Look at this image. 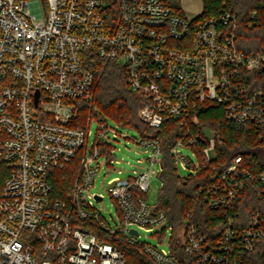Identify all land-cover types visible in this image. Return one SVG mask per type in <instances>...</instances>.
<instances>
[{"label":"built area","instance_id":"obj_1","mask_svg":"<svg viewBox=\"0 0 264 264\" xmlns=\"http://www.w3.org/2000/svg\"><path fill=\"white\" fill-rule=\"evenodd\" d=\"M257 13L253 9L240 23V14L229 8L187 18L165 0H0V161L9 171L0 191V264H123V253L101 241L89 222L119 232L154 264H177L169 238L164 241L170 230L166 215L141 195L151 168L108 181L119 210L115 228L94 203L103 196L88 193L99 158L108 166L118 161L109 136L117 134L104 118L97 119L90 147L93 117L74 125L76 100L89 101L96 83L84 60L93 55L124 66L129 88L143 100L138 119L153 130L165 118L176 121L184 134L168 152L176 166L195 175L215 157V143L209 127L192 132L191 100L220 107L228 122L264 131V46L237 45L239 25H255ZM133 140L152 152L146 161L150 167L160 162L161 171L159 139L139 134ZM76 155L81 173L69 188V204L50 199V171L64 169ZM240 161L235 157L217 173L207 191V204L223 214L221 237L211 243L194 224L185 227L183 250L196 257L193 264H249L252 252H264V170L240 172ZM247 192L258 203L243 219L238 209ZM140 230L161 238L165 247L139 240Z\"/></svg>","mask_w":264,"mask_h":264},{"label":"trees","instance_id":"obj_2","mask_svg":"<svg viewBox=\"0 0 264 264\" xmlns=\"http://www.w3.org/2000/svg\"><path fill=\"white\" fill-rule=\"evenodd\" d=\"M165 1L175 12L182 14L178 0ZM262 1L264 0H201L202 11L198 18L217 16L222 8H229L240 14L239 22L243 23L246 15L257 9L255 25H239L237 45L245 50L259 49L264 46V6H259ZM83 54L85 55V51ZM84 61L93 71L96 83L89 101L76 100L78 115L74 125L84 126L88 117L100 119L104 115L122 127L134 128L140 134L159 139L163 150L159 175L161 187L154 210L166 215L165 228H170L168 245L177 264H193L196 257L183 250L185 227L194 224L199 233L206 235L211 243L221 237L225 228L223 214L207 204V191L217 182L216 174L231 165L237 156L241 157L238 165L240 172L257 173L264 170V131L259 133L248 124L228 122L223 118L220 107L205 108L198 101L191 100L189 124L192 132L199 133L204 126L213 131L215 157L195 175L181 176L177 172L174 156L168 149L177 138L183 136L182 127L176 121L165 118L159 129L148 128L137 117V110L143 105V100L129 88L124 66L117 61L100 60L93 55ZM197 143L201 147L206 145V141L201 138H197ZM8 172L6 165L0 161V191ZM80 173V155H76L64 169H52L50 199L68 203L69 188ZM246 195L248 197H244L238 209V216L243 219L249 216L258 203L255 194L247 192ZM89 223L101 241L113 244L123 253V264H154L150 256L141 248L129 244L119 232L110 234ZM89 223L81 224L87 226ZM248 259L249 264H264V252L255 250Z\"/></svg>","mask_w":264,"mask_h":264},{"label":"rangeland","instance_id":"obj_3","mask_svg":"<svg viewBox=\"0 0 264 264\" xmlns=\"http://www.w3.org/2000/svg\"><path fill=\"white\" fill-rule=\"evenodd\" d=\"M180 8L182 9L184 15L187 18H191L198 15L202 11L201 0H178ZM106 120L109 127H111L116 136L113 137L112 133L109 134L111 137V145L113 148V155L115 160L112 166L106 164V158L101 156L99 158L100 168L96 172L94 177L93 185L90 187L88 193H98L103 196L100 202H94L98 207L101 208L102 213L108 218L110 224L115 228L119 226L118 213L119 210L116 207L115 201L109 196L107 192L108 181L113 177H118L120 179L129 177L132 175L133 170H144L151 168L152 172L149 176V188L147 191L142 192L141 195L146 199L150 205H155L158 203V193L161 187V179L158 176L160 173V162L154 163L151 167L148 161H146L148 156H151L152 152L145 148L140 147L136 144L133 138L139 137V132L134 128L122 127L118 125L113 119L102 115ZM97 128V118H93L91 123L88 125L87 130L89 131L88 146H91V142L94 138ZM206 134H210L206 132ZM180 151L192 160H195L194 152L189 148H180ZM211 158H213V152H210ZM160 160V156L156 157ZM120 171V172H118ZM177 172L181 176L188 174V171L183 169V167L177 164ZM170 236V230L166 234L164 241ZM139 240L145 241L152 245H158L159 248L165 247L162 243H159L161 238L152 235L150 232H145L140 230Z\"/></svg>","mask_w":264,"mask_h":264},{"label":"water","instance_id":"obj_4","mask_svg":"<svg viewBox=\"0 0 264 264\" xmlns=\"http://www.w3.org/2000/svg\"><path fill=\"white\" fill-rule=\"evenodd\" d=\"M97 197V196H96ZM131 232H133V233H137V231L136 230H134V229H131Z\"/></svg>","mask_w":264,"mask_h":264}]
</instances>
